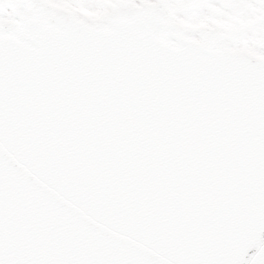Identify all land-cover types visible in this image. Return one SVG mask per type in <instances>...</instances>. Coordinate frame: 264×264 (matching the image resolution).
Wrapping results in <instances>:
<instances>
[{
    "label": "snow or ice",
    "instance_id": "obj_1",
    "mask_svg": "<svg viewBox=\"0 0 264 264\" xmlns=\"http://www.w3.org/2000/svg\"><path fill=\"white\" fill-rule=\"evenodd\" d=\"M0 264H264V0H0Z\"/></svg>",
    "mask_w": 264,
    "mask_h": 264
}]
</instances>
